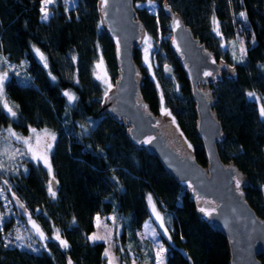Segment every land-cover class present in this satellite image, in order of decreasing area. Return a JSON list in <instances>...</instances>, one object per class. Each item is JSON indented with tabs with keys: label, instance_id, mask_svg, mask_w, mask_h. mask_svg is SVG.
Returning <instances> with one entry per match:
<instances>
[{
	"label": "trees",
	"instance_id": "trees-1",
	"mask_svg": "<svg viewBox=\"0 0 264 264\" xmlns=\"http://www.w3.org/2000/svg\"><path fill=\"white\" fill-rule=\"evenodd\" d=\"M42 1L0 0V66L24 65L28 75L26 81L11 75L3 82L0 129L11 127L23 135L31 129L55 133L49 152L51 171L41 164L24 163L9 174V181L41 229L48 236L58 230L67 248L51 239L40 252L8 247L0 234V264H104L105 243L88 239L94 217L125 216L127 230L133 233L150 216V195L169 231L166 264H229L227 239L199 216L200 198L180 188L153 155L133 145L123 124L99 112L106 90L95 78L94 66L102 59L114 82L117 44L102 28L97 0H73L69 10L59 0L47 22L41 20ZM152 1L159 4L158 15L144 8L137 13L145 32L156 41L169 29L160 8L164 0ZM166 1L205 42L214 60L232 68L230 75L224 72L222 80L211 85L214 108L226 133L218 151L223 161L240 171L244 177L240 184L248 183L242 192L264 219V118L247 96L257 93L264 102V0ZM240 37L245 42L243 52ZM172 45L161 41L156 55L161 93L136 53L143 75L141 98L150 112L161 114L164 106L167 119L172 116L177 131L173 135L182 143V151L175 150L184 152L189 146L194 158L206 165L195 131L190 85ZM33 47L45 55L47 68ZM164 64L173 67L171 77L165 76ZM66 89L76 95L73 106L62 93ZM166 133L173 146L172 131ZM2 177L0 170V184ZM52 180L57 189L50 192ZM120 238L127 242L125 232Z\"/></svg>",
	"mask_w": 264,
	"mask_h": 264
},
{
	"label": "water",
	"instance_id": "water-1",
	"mask_svg": "<svg viewBox=\"0 0 264 264\" xmlns=\"http://www.w3.org/2000/svg\"><path fill=\"white\" fill-rule=\"evenodd\" d=\"M135 3V0H97L102 28L117 44V76L106 91L99 112L123 124L130 142L153 155L180 188L216 203L207 219L227 239L229 264H264V219L242 192L248 183L237 186L244 179L240 171L232 162L223 161L218 151L226 133L214 108L211 85L221 81L224 72L230 75L232 68L225 61L214 60L205 42L166 0L162 2L160 8L167 18L170 42L176 41L177 48L172 45V51L190 85L195 131L206 157L203 165L194 158L191 147L185 152L175 150L165 134V129L175 126L160 127L161 114L150 112L141 98L143 75L135 55L145 27ZM162 70L166 77L173 75L170 64H164ZM50 184L52 190L57 189L55 180ZM10 201L17 214L28 213L26 204L16 194H11ZM199 216L203 218V211H199Z\"/></svg>",
	"mask_w": 264,
	"mask_h": 264
},
{
	"label": "rangeland",
	"instance_id": "rangeland-1",
	"mask_svg": "<svg viewBox=\"0 0 264 264\" xmlns=\"http://www.w3.org/2000/svg\"><path fill=\"white\" fill-rule=\"evenodd\" d=\"M62 1L65 3L67 10L74 7L75 2L73 0ZM58 3L59 0H52L51 3L47 4H45L44 0L41 2L42 21L47 22L49 20L52 16L53 8ZM135 6L137 9L144 8L147 12L158 15L159 4L155 1L146 0L144 2H136ZM42 8L44 11H42ZM45 14L48 16L46 20L43 19ZM170 39V31L167 34L159 33L158 40L156 41L145 32L142 43L136 49L139 65L153 79L160 93L162 81L160 74L155 71L159 68L156 55L159 49V43L161 41H170ZM171 44L176 47L175 41ZM239 47L240 51L245 47V42L242 37L239 38ZM32 50L36 58L47 68L48 65L45 55L36 47H33ZM41 56L44 59H41ZM24 67V65L0 66V76H5L6 74L4 81L11 75L16 76L21 81H26L28 75ZM94 76L106 91L113 86V80L102 59H99L95 63ZM62 93L66 97L68 105L73 106L76 101L74 92L66 89ZM65 93L69 95H65ZM69 96L72 99H69ZM247 96L257 103L260 116L264 118L261 115V109L264 108V102L261 96L257 93H254L253 96H249L248 93ZM166 113H168L167 109L162 106L161 120L158 124L162 128H169L170 125H173L172 116H169L167 119L165 116ZM175 129H165V134H167L166 131H172V136L169 139L175 148L182 151L181 140H177L174 137L175 135H173V133L177 132ZM54 140L55 133L49 130L31 129L27 135H23L11 127L0 129V170L3 173V177L1 178L3 182L0 184V234L5 246L21 247L33 252H40L46 248L47 242L51 239L59 244L61 248H67L61 244V241L64 240L58 230L55 229L51 236H48L41 229L32 212L21 217L16 213L10 201L11 194L15 193L13 184L9 181V174L14 171L16 172L18 168L22 169L23 164L29 162L41 164L49 170V152ZM183 150H186V147ZM237 184L240 185V182H237ZM147 200L150 216L133 233L127 230L128 218L125 216L121 217L117 214H97L94 217V230L88 235V239L90 242L103 241L105 243V253L107 251V255H105L104 264H166L168 252L166 241L169 239V231L164 216L157 209L153 197L150 195ZM198 206L200 211L203 209V216L208 218V214L214 210L216 203L210 199L200 198ZM123 232H125V241H127L125 244L121 243L120 240V235ZM41 233L43 236H41ZM17 236H20L21 239H17ZM136 248H139V250L135 252Z\"/></svg>",
	"mask_w": 264,
	"mask_h": 264
},
{
	"label": "snow or ice",
	"instance_id": "snow-or-ice-1",
	"mask_svg": "<svg viewBox=\"0 0 264 264\" xmlns=\"http://www.w3.org/2000/svg\"><path fill=\"white\" fill-rule=\"evenodd\" d=\"M44 2H45V4H47V3H51L52 0H44ZM42 11H44L43 8H42ZM240 15H241V16H244L245 14H244V13H240ZM47 18H48V16H47V14H45L44 17H43V19L46 20ZM217 34H219V32H218ZM37 51H38V50H37ZM241 51L243 52V49H241ZM41 59H44L43 56H41ZM206 75H208V74L206 73ZM5 76H6V74H5ZM5 76H0V91H2V89H3V81H4V79H5ZM65 95H69V94H68V93H65ZM253 95H254V93H249V96H253ZM69 99H72V97L69 96ZM5 107H6V108L8 107L7 104H5ZM8 111L11 112V114H12L13 116H15V112H12L11 108H8ZM261 115L264 116V108L261 109ZM49 171H51L50 168H49ZM237 186L239 187V184H237ZM49 191H50V192L52 191V190H51V187L49 188ZM52 195H55V193L53 192ZM149 200L151 201V198H150V197H149ZM201 211H203V209H201ZM41 236H43L42 233H41ZM16 238H17V239H21L20 236H17ZM57 238H59V237L57 236ZM61 244H62L64 247H67V244H66L65 241H61ZM105 255H107V251H106Z\"/></svg>",
	"mask_w": 264,
	"mask_h": 264
},
{
	"label": "flooded vegetation",
	"instance_id": "flooded-vegetation-1",
	"mask_svg": "<svg viewBox=\"0 0 264 264\" xmlns=\"http://www.w3.org/2000/svg\"><path fill=\"white\" fill-rule=\"evenodd\" d=\"M159 124V123H158Z\"/></svg>",
	"mask_w": 264,
	"mask_h": 264
}]
</instances>
